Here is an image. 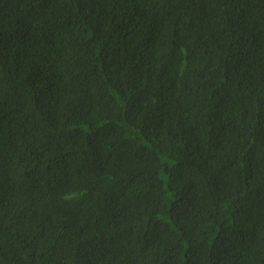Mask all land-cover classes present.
I'll list each match as a JSON object with an SVG mask.
<instances>
[{
	"label": "trees",
	"instance_id": "16d2710c",
	"mask_svg": "<svg viewBox=\"0 0 264 264\" xmlns=\"http://www.w3.org/2000/svg\"><path fill=\"white\" fill-rule=\"evenodd\" d=\"M0 264H264V0H0Z\"/></svg>",
	"mask_w": 264,
	"mask_h": 264
}]
</instances>
